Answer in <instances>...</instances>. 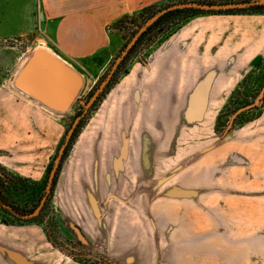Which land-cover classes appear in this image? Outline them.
I'll use <instances>...</instances> for the list:
<instances>
[{
  "label": "rangeland",
  "instance_id": "374dc122",
  "mask_svg": "<svg viewBox=\"0 0 264 264\" xmlns=\"http://www.w3.org/2000/svg\"><path fill=\"white\" fill-rule=\"evenodd\" d=\"M263 1L156 0L113 25L112 46L122 40L121 45L96 83L74 71L88 86L69 107L64 137L44 180L35 183L9 177L4 194L22 207L36 204V211L19 217L0 202V228L32 229L34 236H44L62 250L66 264H264V94L258 105L240 111L252 105L264 87V62L246 75L223 108L188 109L187 123L170 126L172 139L161 142V156L146 154L145 172L137 173L130 166L128 187L114 188L112 199L89 207L101 219L110 214L104 236L94 238L91 223L78 218L77 205L61 206L58 176L47 191L59 151L67 150L60 173L93 113L110 90L121 85L130 66L144 65L188 23L214 14L204 12L154 28L134 47L157 16L184 4ZM153 12L157 16L147 20ZM42 23L40 0H0V84L12 83L32 54L43 50ZM127 148L124 161L132 165L137 160L136 141H128ZM142 191L159 200L146 204L143 215L133 200Z\"/></svg>",
  "mask_w": 264,
  "mask_h": 264
},
{
  "label": "crops",
  "instance_id": "0c3cea01",
  "mask_svg": "<svg viewBox=\"0 0 264 264\" xmlns=\"http://www.w3.org/2000/svg\"><path fill=\"white\" fill-rule=\"evenodd\" d=\"M155 1L40 0V48L94 84L121 45L122 40L112 46L111 27ZM263 62L264 15L214 14L188 23L147 63L134 62L93 113L58 175L61 206L77 205L78 218L91 223L94 238L102 237L110 214L101 219L89 207L112 199L114 188L128 187L130 166L145 172L146 154L161 156V142L172 139L170 126L187 123L188 109L223 108ZM20 70L12 83L0 84V168L11 177L41 183L64 137L71 104L56 111L19 89L14 80ZM131 140L137 160L129 165L124 160ZM153 198L143 191L134 197L141 215L146 204L159 202ZM33 233L0 228V264H66L61 249Z\"/></svg>",
  "mask_w": 264,
  "mask_h": 264
},
{
  "label": "water",
  "instance_id": "95a60500",
  "mask_svg": "<svg viewBox=\"0 0 264 264\" xmlns=\"http://www.w3.org/2000/svg\"><path fill=\"white\" fill-rule=\"evenodd\" d=\"M249 3L239 4H221V5H208V4H185L178 6L185 8H194L204 11H219L229 10L236 8L247 7ZM106 83V82H105ZM15 85L19 89L28 93L37 100L50 106L56 111H63L69 107L75 96L87 88V83L83 84L81 78L76 73L63 63L55 60L44 50H36L32 56L28 59L15 80ZM105 85V84H104ZM264 94V87L261 90L258 98L252 105H249L240 111L252 108L261 102V98ZM239 111V112H240ZM73 132V129L69 132ZM68 135V137H69ZM64 147V146H63ZM63 148L59 151L57 158L55 159L54 166L50 173L48 180L47 191L51 189L53 179L61 162L63 155ZM8 208L11 212H14L11 208ZM15 213V212H14Z\"/></svg>",
  "mask_w": 264,
  "mask_h": 264
},
{
  "label": "trees",
  "instance_id": "16d2710c",
  "mask_svg": "<svg viewBox=\"0 0 264 264\" xmlns=\"http://www.w3.org/2000/svg\"><path fill=\"white\" fill-rule=\"evenodd\" d=\"M185 5V4H184ZM212 13V14H262L264 15V1L262 3L260 2H254L251 3L248 7L244 8H236V9H229V10H219V11H204L194 8H177V9H170L164 11L161 15L157 16L158 12L151 13L147 20H151L152 18L156 17L151 24L148 26L147 30L141 34V36L138 38L137 42L135 43L134 47L139 45V43L153 30L154 28H157L159 26H162L164 24H168L172 21H182L186 20L189 17L196 16L200 13ZM81 127V123L78 124L77 128L74 130V133L72 135L71 140L75 136V134L78 132L79 128ZM66 151L64 152V155L66 154ZM62 160V159H61ZM61 166V162L58 166V169L56 170L55 177L53 180V185L56 182L59 169ZM49 169V168H48ZM11 176H9L2 168H0V202L7 205L9 208L14 210L15 214L19 217H28L31 214H33L37 206L36 204L31 205L30 208L28 207H22L18 204H16L14 201L10 200L4 193L9 189V181ZM39 213V212H38ZM41 213V212H40Z\"/></svg>",
  "mask_w": 264,
  "mask_h": 264
}]
</instances>
